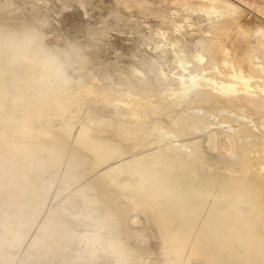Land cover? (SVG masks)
I'll use <instances>...</instances> for the list:
<instances>
[{
  "label": "water",
  "instance_id": "obj_1",
  "mask_svg": "<svg viewBox=\"0 0 264 264\" xmlns=\"http://www.w3.org/2000/svg\"><path fill=\"white\" fill-rule=\"evenodd\" d=\"M0 264H264V110L90 0H0Z\"/></svg>",
  "mask_w": 264,
  "mask_h": 264
},
{
  "label": "bare ground",
  "instance_id": "obj_2",
  "mask_svg": "<svg viewBox=\"0 0 264 264\" xmlns=\"http://www.w3.org/2000/svg\"><path fill=\"white\" fill-rule=\"evenodd\" d=\"M163 1L169 2L168 4H178L179 6L187 2V0ZM193 2L197 4V6L201 5V9H203L204 6L208 11V15L216 14L218 17V13H221L223 15L222 17L226 14L231 16V18L225 21L221 19L223 22L221 24L219 23L220 25L217 24L218 26L211 25L213 22L209 23L210 25L208 24L209 28L207 27L208 30H206L207 32H212V37L209 36V38L206 36L199 41H195L196 49L197 47L199 48L197 49L199 51L198 56H200L202 60L204 56L202 53L208 54L207 59H209L210 63L207 67H211L210 69L213 70L211 75L264 110V59H259V51L264 47V43H262V40L252 37L248 32L250 30H255L256 32L264 31V0H242V3L244 2V4L248 7H252V9L256 11L255 17L248 15L249 12L230 0H193ZM200 2L203 3L201 4ZM196 10H198V7ZM115 13L119 14L118 12ZM162 17V19H165L164 16ZM166 20L167 19L163 21ZM217 21L215 22L217 23ZM178 26L179 25L175 22L173 24L174 30H180L177 28ZM261 56L264 57L263 55ZM188 60L195 65L198 64L190 59ZM204 71L210 74V71Z\"/></svg>",
  "mask_w": 264,
  "mask_h": 264
},
{
  "label": "rangeland",
  "instance_id": "obj_3",
  "mask_svg": "<svg viewBox=\"0 0 264 264\" xmlns=\"http://www.w3.org/2000/svg\"><path fill=\"white\" fill-rule=\"evenodd\" d=\"M90 1L96 3L101 7H105L106 9H109L113 12L114 11L118 12L120 15L128 19L131 23H135L145 32L149 34L150 33L153 34L154 35V36L152 35L153 37H156L159 41L165 43L167 46H169L172 50L176 51L177 53L179 52L185 58L194 61L196 64L198 63L197 65H199L201 68L207 71L211 68V67H207V65H209L210 63L209 59H207L208 54L202 53V55L204 56L203 59L201 60L200 56H198L199 51L197 49L199 48L197 47L196 49L195 41H199L200 39H203L206 36L212 37V32L210 31L207 32L209 28L208 26L210 25L209 23L213 22L214 24L212 23L211 25H217L231 18L229 14H226L224 15V17H222L223 15L221 13H218L219 19L216 14L208 15L207 9L204 6L203 9H201L202 8L201 5L197 6V4L193 2V0H189V2L187 0L186 2L187 4L185 3L186 6L185 4H183L182 6L181 5L179 6L178 4H174V3L168 4L169 2L167 3L163 0H90ZM230 1H234L238 6L249 12L248 15H250L251 17L256 16V11L252 9V7L250 6L248 7L246 4H244V2L242 3V0H230ZM194 7L196 9L198 7V10H196ZM162 16H164V18L169 21L167 20H166L167 22L163 21L165 19H162L163 18ZM221 19L223 21H221ZM214 20L215 21L219 20V21H217L216 23ZM175 22L179 25L177 28L180 30H174L173 24ZM248 32L252 37H256V39L262 40V43H264L263 42L264 31L256 32L255 30H250ZM262 49L259 51V59L261 60L264 59V57L261 56V55L264 56V47ZM209 71L208 72L210 74L213 73L212 69H210Z\"/></svg>",
  "mask_w": 264,
  "mask_h": 264
}]
</instances>
